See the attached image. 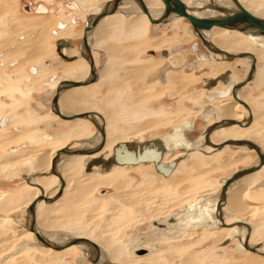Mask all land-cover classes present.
<instances>
[{"label":"rangeland","instance_id":"374dc122","mask_svg":"<svg viewBox=\"0 0 264 264\" xmlns=\"http://www.w3.org/2000/svg\"><path fill=\"white\" fill-rule=\"evenodd\" d=\"M90 2L93 3L87 2L89 6L99 4L98 0ZM240 2L247 8L248 4L253 5L251 10L255 16L264 19V0ZM38 3L47 6L56 4L57 14L46 17L25 13L24 8L27 4L36 6ZM67 10L60 1L52 3V0H0V55L4 56V59L0 57V194H4L2 203L5 208L3 211L0 205V212L8 215L11 220V226L0 227V264H92L77 248L70 250L69 252L72 251L70 254L58 255L54 254L53 250L46 251L40 247L32 233L18 238L19 230L22 228L20 225L26 223V209L20 210L24 203L15 200L7 205L10 203L11 191L28 188L26 183L29 173L25 169L27 158L36 151L44 150L50 151V157L53 159L60 148L80 146L82 144L80 139L85 137V132L89 135H95L96 132L90 121L63 122L51 111L53 99L51 97L56 94L59 83L63 79H70L67 75L61 76V73L65 74L64 69L69 67V63L61 60L54 42L66 40L76 45L75 48H71V53H77L88 21L82 18L77 21L71 19L69 25L63 19L67 15L72 18L73 15L71 16ZM83 10L81 14L85 13V8ZM76 22L78 27L75 26ZM135 22L138 24L137 27ZM61 24L67 29H71V26L73 28L68 33L62 32L64 30L59 29ZM155 30L159 32L158 35ZM33 31L39 32L34 40L31 38ZM234 32L238 33L226 31L219 33V36L225 38L235 34ZM203 35L208 36V33L203 32ZM211 38L215 39L216 36L211 35ZM92 39L95 40V64L104 75L101 80L104 84L100 85L98 82L90 88L69 95L73 99L76 97V102L78 101L75 103L76 108L79 106L75 113L86 111L94 105L96 107L92 111L101 113L106 118L109 128L111 125L114 126L108 137L111 144L114 143L112 148L106 149L102 155L104 159L111 157L114 147L119 143L162 137L169 135L175 127L186 124H190L192 128L185 130L184 137L189 142L196 143L195 140L203 135L207 126L224 120L220 116L201 118V112L197 109L209 104L205 100L207 92L202 87L203 79L215 78L231 71L233 75L230 78L238 84L249 73L250 65L245 60L201 62L200 58L205 56L210 60L209 52L202 41L195 37V33H192V26L186 19L170 23L166 27H155L150 22H143L141 16L137 14L128 18L120 14L105 22ZM196 43L199 45L198 55L193 51ZM17 44L25 48H18ZM162 51L170 54L168 60L163 59ZM251 54L257 61V67L262 66L263 71L259 75L261 67L256 70L259 76L256 75V79L244 88L245 96L248 94L246 99L254 120L250 126L252 128L241 135L262 149L264 51H252ZM216 57L221 58L220 55ZM78 60L74 62L77 66L74 64L73 66L85 68V59ZM166 61L167 64L164 65ZM165 66L171 70L170 79L167 84L162 85L159 72ZM189 69L194 71L188 72ZM199 70L203 71L201 75L197 74ZM51 80L53 83L48 82ZM55 82H58L56 86ZM220 89H223V86ZM84 102H89L90 105L84 107ZM106 112H111L112 115L106 117L104 115ZM40 116L42 118L38 120ZM3 118L11 119L9 126L4 129L1 127ZM217 132L216 130L211 137H221ZM39 133L41 138L54 140L50 143L41 141L38 145L29 142L30 144L26 145L28 148L23 149L24 151L20 152L22 154L18 153L19 156L9 151L25 146L21 145V141L15 142L18 137L36 138V134ZM262 151L264 152V149ZM186 156L187 158L181 159ZM165 159L167 161L181 159L180 166L170 178L159 175L151 165L114 166L104 174L96 172L85 174L84 165L77 167L78 169L63 176L67 183L64 200L56 204L57 207L55 205L49 207L43 203L38 209L37 218L42 221L41 225L43 223L46 226L44 220L46 223L49 222L48 228L42 225L49 232L63 229V234L93 240L98 245L101 244L102 248L105 243L116 242L122 246L125 256L134 264H264L263 257L244 249L238 251L240 243L237 239L224 247H218L226 239V231L217 237L214 232H207L204 228L194 226L177 233L173 239L166 237L161 240L153 239L155 248L152 257L140 260L129 256L128 243L139 234H149L153 221L163 220L172 213L179 215L178 211L181 208L197 199L210 200L213 203L220 193L224 180H228L233 172L253 168L260 160L255 151L236 150L231 146L215 156L197 151L185 155L176 151ZM227 160L230 161L229 164L222 166L221 163ZM9 163H14V168L5 170L4 166ZM90 178L99 183L92 188L88 187L89 181L92 180ZM242 182L249 188L246 197L248 205L262 208L244 215H230L227 222L238 220L251 223L256 228L255 230L251 228V241L264 243V186H262L264 167L256 176L246 177ZM54 183L57 185L60 183L58 178L53 179L47 186V195L50 197ZM31 187L33 186H29ZM34 193L36 191L32 192ZM54 207L57 209L50 213L48 209ZM113 212L117 214L119 220L106 221ZM58 224L60 226H57ZM68 226L70 229L66 228ZM14 237H17L18 241ZM22 241L37 247L27 250L22 247ZM18 250L20 252L14 254Z\"/></svg>","mask_w":264,"mask_h":264},{"label":"bare ground","instance_id":"6f19581e","mask_svg":"<svg viewBox=\"0 0 264 264\" xmlns=\"http://www.w3.org/2000/svg\"><path fill=\"white\" fill-rule=\"evenodd\" d=\"M238 1L240 2V0H238ZM144 2L146 3V5H147L148 9L150 10V13H151V15L153 16L154 19H160V18L164 17V15H165V6H164L162 0H144ZM182 2H183L184 7H185V9H186V11L188 13H190V14L196 16V17H200V18L224 17V16L230 15L233 12L238 11V7L231 0H192V1L191 0H182ZM99 3L100 4L97 5L96 8L90 7L87 4V2H82L81 5L82 4L83 5L87 4L89 6L87 15H92V16L95 15L94 17H97V15H100L102 13L103 8L106 5V4L104 5L102 3H107V2H106V0L105 1L101 0ZM240 4H241V2H240ZM122 5H124L123 9H119L116 14H122L123 13V14H125L128 17V16H130L133 13H136V14L139 13L140 15H142L143 21L150 22L148 17L142 12L141 7H140V5L138 4V2L136 0H125L122 3ZM241 6L244 7V5H242V4H241ZM252 6H251V4H248L249 8H247L246 6L244 8L246 10H248L250 13H252L253 15H255L254 12L251 10V8H253ZM87 15L80 16V18L85 19V17ZM92 16L88 17V19L94 18ZM112 16L113 15L108 16V17H112ZM107 18H103V20H105ZM181 19H183V18L174 15V16L171 17V19H170V21L168 23H166L164 25H156L155 27L167 26L168 24L177 22V21H179ZM44 21H46V20H44ZM101 25H102V23H99L96 26V28L90 32V34L92 33L93 35L94 34L97 35L99 33V31L101 30V28H100ZM41 29H43V28H41ZM226 31H228V33L230 31L232 33L233 31H236V30L213 28L210 31H202L201 32V35L203 37H204L203 32L208 33V36H205L204 38L212 46L211 47H206L204 45L206 50H207V52L210 53L209 56H210V60L211 61L207 57H204V58L202 57L200 60L204 61V62L205 61H207V62H209V61L210 62H212V61L235 62L236 60H245L246 62L249 63L250 67L255 62L256 63V70H257V61H256V59L254 57L253 58L248 57V58H244V59H236L234 61H230V58H228L227 56L219 54L218 50L224 51L226 53L234 54V55H241V54H245V53L251 54L252 51H264V37L259 35L258 33L254 32V31H249V32H246V33H242V32L237 31L238 33L234 32L235 34H233L231 36L229 35L228 37H225V38H222V37L219 36L220 35L219 33L226 32ZM156 32L159 34L158 31H156ZM193 32L195 33V37L199 38L202 41V39L199 37L198 33H196L194 31V29L192 28V33ZM90 34H89V37H90ZM211 35H215L216 38L215 39H212V38L210 39ZM202 43H203V41H202ZM16 47H18V48L20 47L21 49L25 48L21 44H18ZM198 48H199L198 44L196 45V47L193 46V50L195 52L199 51ZM176 50L178 51V49H176ZM169 55L170 54H168L167 57L164 56L163 59L168 60ZM217 55H220L221 58L220 57H216ZM92 56H93V54H92ZM66 57H68V56H66ZM71 57H78V59H85L84 57H88V56L85 53H84V56H81V52H80L78 55L71 56ZM166 64H167V61H166V63L164 65H166ZM166 69H167L166 71L165 70L163 71L165 73V81H161V78H160V83L162 85L166 84L167 75H168V79H169L168 71H171V70L168 69V68H166ZM96 70H97V73H98V68L97 67H96ZM249 71H250V68H249ZM87 72L88 71H86L85 73H78V75H77L78 79H72V81H78L79 79H81L84 76H86ZM188 72H189V70H188ZM202 72L203 71L197 72V74L201 75ZM229 73L230 74H229L228 80L226 82L219 81L215 87L210 88V89H204V91L207 92V95L205 97V100L207 102H209V101L214 102V101H217V100L219 102H218V104L214 105V107L213 106L212 107H206L203 110L202 114H201V118H205L206 119V118H210V117L214 118L216 116H220L224 120H233V121H237V122L246 123L249 120V118L252 117V122H253L254 119H253V115L251 113V108L250 107L246 108L243 105H241L239 102H237L236 99L234 98V93H233L235 86L246 83V81H245L246 78L243 79L238 84H236L237 82L233 81L230 78V75L232 74V72L229 71ZM256 75L257 74H256V71H255L252 82L256 79ZM220 76L221 75H219L218 77H220ZM218 77L207 78V79L204 78V79L205 80L217 79ZM65 80H68V79H65ZM250 83H246L243 87H245L246 85H249ZM206 84L207 83H205L203 85L206 86ZM220 85L221 86H225V87L223 89H220L219 88ZM243 87L241 89L235 91V95H236L237 99H239L240 101H243V102L246 103V101L244 100L245 91H244ZM78 89L80 90L81 87L80 88L71 89V91H77ZM74 94H76V93H73V95ZM230 95L232 97H229ZM70 97L71 96H62V97H60V100H59L60 109H61L62 113L65 114V115H73V113L77 112V108L79 107L78 105H77V108L75 106V103L78 102V101L76 102V97L74 99H73V97L72 98H70ZM89 102L88 103L84 102L83 103L84 107L86 105L89 106L90 105ZM95 107L96 106L91 105L88 110L91 111ZM81 109H83L82 105H81ZM71 112H73V113L70 114ZM94 113H96V112H94ZM97 114L101 116V117L100 116H98V117H100L101 119H104L101 114H99V113H97ZM55 117H57V116H55ZM41 118L42 117H39L38 120L41 119ZM57 119H58V117H57ZM94 119L99 123V125L101 127L102 126L105 127V130H106V138H105V142H104V146H103L102 150L99 151L98 153H96L93 156H64L62 158V162L58 165V171H59V173H60V175L62 177L67 172H72V171L76 170L77 167H81L83 165L85 166V172L84 173L85 174H89V173H86V166H87L88 162L91 161L92 159H96V158L102 157V155L104 154L106 149L109 150V149L112 148V146H113L112 144L114 142L111 144L110 140H108V137H110L111 131H112V127H114V126L111 125V127H110L111 129H110L109 125L104 121L105 119L102 120V122L100 120H98L96 117ZM5 121L6 120L4 119V126L2 128H4L6 126V122ZM10 122H11V119H9V123ZM9 123L6 126V128L9 126ZM216 123H219V122H216ZM213 124H211V125H213ZM211 125L207 126L205 128V130L208 127H210ZM189 128H192V126L190 124H186L184 126L175 127L174 130L171 133H169V135H165V136L157 137V138H147V139H160L162 141V143L164 144L165 154H164L163 161H162L163 163H169V162L175 161V159L171 160V161H167L165 158H166V156H168L172 152H176V151H179V153H183L185 155H190V152L197 151V152H200V153H202L204 155H209L210 156L212 154H217V153L220 154V153H222L224 151V149L226 147H228V146H226L225 148H223L220 151H216L214 146L221 145L222 143H224L226 141H245V142H250L251 144H254V142H252V140H250L249 138H246V137L243 138L242 135H241V133L242 134L246 133V131H248L252 127L242 128V127H240L238 125H227V124H224V125L216 128L212 132V134H213L217 130L218 131L217 133L221 134V137L216 138V137H211L212 134L210 135L209 141H210L211 145L208 142H206V132H204L203 135L199 139L195 140L196 143H194V141L189 142L184 137L185 130H189ZM220 128H224V129H220ZM218 129H220V130H218ZM26 138H28L29 141L32 144H36V145H38L39 144L38 142H41V141L43 143H50V141H44L43 139H39V138H35V137H33V138L26 137ZM146 140H144V141H146ZM134 141H137L139 143L144 142V141H139V140H132V141H129V142L131 143V142H134ZM81 143L82 144L80 146L78 145V147H75V148L96 149L102 143V136L97 130H96V135L95 136L85 133V137H83V139L81 140ZM125 143H128V142H125ZM72 145H74V144H72ZM254 145H256V144H254ZM231 147L235 148L236 150L255 151L251 147L250 144H246V143L240 144V145H233V146L231 145ZM257 147H258L259 151L262 153V155L264 156V152L262 151V149H264V148L262 146H261L262 149L259 146H257ZM21 151L22 150L17 151V152L14 151V154L18 155V153H20ZM27 151H28V149H27ZM209 151H211V152L207 153ZM49 152L48 151H44V150L43 151H36L35 154L31 155V157L26 159L25 169H27V171L29 173V175L27 174L28 175V182L26 183V186L28 188H21V189L18 188L17 190L11 191L10 192L11 193V198L9 199L10 203H7V205L11 204V201L14 202L15 200H17L19 202L24 203L23 206L20 207V210L22 208L21 211L27 209L30 206V204L33 202V200L36 199L41 194V190L39 189V187H41L44 190L45 196H48L47 195V190H46L47 186H49V184L52 183L53 179H57L58 178L55 175H52L51 172H50L51 171V167H52V160L53 159L50 157V153ZM113 152H114V149H113ZM20 154H22V153H20ZM29 154H30V152H29ZM112 156H113V153H112L111 157ZM102 158L104 159V157H102ZM184 158H187V156L186 157H182L181 159H184ZM181 159H177V160H179L178 165H177L176 169L174 170L173 174L170 177H172L175 174L176 170L180 166ZM258 159H260L259 156H258ZM104 160H108V159H104ZM229 162L230 161L227 160V161L222 162L221 164H222V166H227L229 164ZM13 165H14V163L6 164L4 166L5 167L4 169L5 170H11V169L14 168ZM140 165H145V166L151 165L152 167H154V170H156L154 164H147V165L146 164H140ZM140 165H137V166H140ZM114 166H120V165H113L109 169H105V168H103L101 166H95L94 168H96V170H94V168H93L92 172L104 174V173H107L108 171H110ZM121 167H123V166H121ZM256 167H260V160L257 161L254 164L253 168H256ZM263 167H264V165L260 168V170H257L256 172H254L252 174H248V175L237 177L228 186V188L225 191V194L223 193V187H224V184H225V182L227 180H224L223 181L224 184H223V186L220 189V193H219V195L216 196V198H215L213 203H211L210 200L197 199L196 201L190 203L188 206L181 208L178 211L179 215L177 213H172V214H170L168 217H166L163 220H155V221H153L151 223V225H150L151 232L149 234H146V235L145 234H139L138 237L135 238L131 243H128L129 256L132 259H140V260L146 259L148 257H152L153 254H154V249L153 248H155V245L152 242L153 239L156 238V239H160L161 240V238H163V237L173 239V238L176 237L177 233L183 232L186 228L194 226L196 228H202V229L204 228V229H206L207 232H212V233L214 232V233H216L217 237L222 235V232L226 231L227 232L226 239L224 241H222V243H220L218 245V247H221V245L228 239L231 240V243L233 241H236V239H237L239 241V243H240L239 246H238V249H237L238 251H239V249H244V251L252 253L249 250H255L257 253H252V254L264 258V256H263L264 255V243L263 242L253 243L251 241L252 240V234H251V232L248 231V228H246L245 226L232 227L233 224L238 223V222H242V221H238V220L235 221L234 220L233 222H227V221H229L227 219H228V217H230V215L231 216L234 215V214H242V215H244V214H247V213L255 212L258 209L262 208V206H252L250 204L248 205V203L246 202L247 201L246 197L248 195L249 188L247 186H244L242 181L246 177L256 176L258 173H260L262 171ZM246 169H249V168H246ZM159 175H162V174L159 173ZM170 177H168V178H170ZM164 178H166V177H164ZM90 179H92V178H90ZM98 183L99 182L97 180L92 179V180L89 181L88 187L92 188L93 186L97 185ZM29 186H33V187L29 188ZM262 186H264V185H262ZM57 187H59V190H60V183H58ZM31 189L33 191H36V193L32 194L33 191ZM65 189H66V187H65ZM65 189H64V192H65ZM64 195H65V193H63V196ZM48 197H50V196H48ZM3 198H4V194H0V205H2V210L4 211V209H5L4 208V203H2ZM4 200H6V199H4ZM61 200L59 199L58 202L60 203ZM58 202H56L54 205L56 206V204H58ZM22 203H20V204H22ZM42 203H45V202H42ZM42 203H40L35 209L36 222H37L38 228L40 229V231L42 233V236L43 237H47V238H49L50 240H52L54 242H58V243H62V244L68 243L72 239L76 238L72 234L71 235L63 234L62 233L63 229H62V231H57L56 230L55 232L47 231L45 228L46 227L48 228V226H50V225H48L49 222L46 223L45 220H44V223L46 224V226L42 223V225L45 228L42 227V225L40 224L42 221L40 222V219L38 220V218H37V215L39 214L38 213V209L42 205ZM15 204H16V202H15ZM45 204L48 205L49 207H51L50 204H47V203H45ZM7 205H5V207L8 208ZM13 205H14V203H13ZM17 206H19V205H17ZM10 209H12V208H10ZM56 209L57 208L54 207V208H50L48 210H49L50 213H53V212H55ZM10 212H11V210H10ZM25 217H26V214H25ZM42 217H43V215H42ZM109 220H110V222L112 220L115 222V221L119 220V217L117 216V214H115L113 212L112 216L110 218L106 219V221H109ZM50 223H51V221H50ZM242 223H245V222L243 221ZM60 224H58L57 226H60ZM247 224L251 226L252 230L256 229L251 223H247ZM5 225L6 226H11V220L8 217V215H5L4 213L0 212V227H4ZM20 226H22V228H20V230H19V233H18L19 237L18 238H20V237L23 238V237L27 236L28 234L32 233L28 228H26V223L24 225H20ZM63 226H65V225H62V227ZM66 228H69V226L66 227ZM6 238H8V237H6ZM18 238L14 237V239H16L17 241H18ZM34 239H35V242H37V240L35 238V235H34ZM260 243L262 245H260ZM22 244L24 245L25 249H27V250L31 249L33 247H37V246L32 245V244H30L28 242H23ZM40 247H42V246H40ZM103 247L104 248L101 247L102 248V255L100 257V264H134L133 261H130L125 256L126 253L124 254V250H123L122 246L119 245L118 243H116V242L105 243L103 245ZM42 248L45 249L46 251L52 250V249H48V248H45V247H42ZM75 248L81 250V252H83L86 255V257H88L89 248H88L87 245L72 246V247L67 248L66 250H63V251H55L54 254L67 255V254H70L72 252V251L69 252L70 250H73ZM140 250H147L148 254L143 255V256L138 255L137 252L140 251ZM23 251H26V250H23ZM95 257H99V256L96 254ZM11 259H12V257H11ZM257 262H258V260H257Z\"/></svg>","mask_w":264,"mask_h":264},{"label":"water","instance_id":"95a60500","mask_svg":"<svg viewBox=\"0 0 264 264\" xmlns=\"http://www.w3.org/2000/svg\"><path fill=\"white\" fill-rule=\"evenodd\" d=\"M124 1L125 0H111L108 3H106L100 15H98L97 17L88 19L86 27L84 29V34H83V37L80 43V52H81V56H84V53L87 54L88 56L84 58L86 59V61L88 62L90 66L89 76L83 82H76V81H71V80L62 81L59 84L56 90V94L53 97L52 102H51V111L63 121H67V122H71L75 120L90 121L94 125L96 130L101 134L102 143L96 149H80V148H72L71 146H66L63 149H60L59 151H57L55 156L53 157L52 167H51L50 172L52 175H55L56 177H58L60 181V190L54 197H48V196H45L44 190L41 187H39V189L41 190V194L36 199L33 200V202L30 204V206L26 209V212H25L26 228H28L35 235V238L40 246L48 248V249H52L54 251H63L72 246L87 245L89 248V254H88L87 260L92 264H100V257L102 255V248L100 247V245L84 237L74 238L65 244L54 242L47 237H43L40 229L38 228L37 222H36L35 209L42 202H45L47 204H53L62 198L64 189L66 187V181L60 175L58 171V165L62 162V158L64 156H93L99 151H101L104 146V142L106 138L105 127L103 126L101 127L99 123L94 119L95 117H98L100 115L94 112H82V113H77L73 115H65L62 113L60 109L59 100L62 94L70 89L87 87L99 81V76L96 70V64L92 56L91 47L88 41L89 34L92 30L96 28V26L99 24V22L103 18H105L106 16H111V15L116 14L119 10V7ZM136 1L140 5L142 12L148 17L150 23L154 26L164 25L168 23L171 17L174 15L179 16L183 19H186L187 21H189L194 31L198 33L199 37L202 39L206 47H211L212 45L206 41V39L201 35V32L210 31L213 28L236 30L242 33L254 31L264 37V19L259 18L253 15L252 13H250L248 10H246L244 7L241 6L238 0H231L238 7V11L233 12L228 16L217 17V18H200V17H196L188 13L184 7L182 0H162L165 6V15L164 17L160 19L153 18L144 0H136ZM54 44L56 47V52L61 57L62 61L70 63L78 59V57H66L62 53V50L64 48H69L72 46L70 43H68V41L58 40L54 42ZM218 53L221 55L227 56L228 58H230V61H234L236 59H244L248 57L253 58V55L249 53H245L241 55H234V54L226 53L221 50H218ZM167 55L168 53L166 51L162 52L163 58L164 56L167 57ZM166 68L167 67L165 66L159 72L161 81H165V73L163 71L164 70L166 71L167 70ZM255 71H256V63L254 62L252 66L250 67V71L246 77V80H245L246 83L252 82ZM229 74H230L229 71H227L226 73H224L217 79H208V80L203 79V84L207 83L206 86L202 85L203 89L213 88L217 85L219 81L226 82L228 80ZM246 83L235 86L233 93H234V98L236 99V101L247 108L249 107L247 103L240 101L239 99H237L235 95V91L241 89ZM224 124L238 125L242 128H248L252 124V117H250L246 123L237 122L233 120H223V121H220L219 123H214L213 125H211L205 130L206 142H208L211 145L209 141L210 135L216 128ZM244 143L250 144L251 147L257 152L260 158V167L243 169V170L237 171L236 173L234 172L233 173L234 175L229 180H227L224 184V187H223L224 194L228 186L237 177L252 174L256 172L257 170H260V168L264 165V156L259 151L258 147L254 144H251L250 142L226 141L222 143L221 145L214 146L216 151H220L226 146L240 145ZM164 154H165V147L160 139H147L146 141L142 143H139L137 141H134L131 143L130 142L119 143L114 147L113 156L110 159L104 160L102 157H99V158L92 159L91 161H89L86 166V173H91L95 166H101L105 169H109L113 165L137 166L140 164H146V165L154 164L156 171L164 175V177L168 178L173 174L174 170L176 169L178 165L179 160H175L169 163H163L162 161H163ZM242 226H245L246 228H248V231L251 232V226L248 225L247 223L238 222L232 225V227H242ZM230 243H231V240L228 239L221 245V247H224ZM22 247H24L23 244H22ZM249 251H251L252 253H257L255 250H249ZM19 252L20 250L16 251L14 254H18ZM96 254L99 257H95ZM137 254L143 256V255L148 254V251L140 250L137 252Z\"/></svg>","mask_w":264,"mask_h":264},{"label":"flooded vegetation","instance_id":"af4514ba","mask_svg":"<svg viewBox=\"0 0 264 264\" xmlns=\"http://www.w3.org/2000/svg\"><path fill=\"white\" fill-rule=\"evenodd\" d=\"M56 1H60V2H62L63 4H64V6H65V8L66 9H68L67 11L69 12V13H71V16H72V18L70 17V16H68L67 15V17L66 18H64L63 20L66 22V23H68L69 25H70V21H71V19L73 20V21H77V20H80V16H83V15H87V13H88V8H86V6L87 7H89L87 4H82L81 5V3L82 2H89V3H93V2H90V1H93V0H52V3L53 2H56ZM105 1V0H104ZM109 1H111V0H106V2L108 3ZM98 2H100V0H98ZM100 4V3H99ZM98 3H94L93 5H90V7H94V8H96V6L97 5H99ZM102 4H106V3H102ZM82 7V8H81ZM123 7H124V5H122L121 4V6L119 7V9H123ZM83 8H85V13L84 14H81L84 10H83ZM57 7H56V4H52L51 6H47V5H45V4H43V3H38L36 6H31L30 4H27L26 6H25V8H24V11H25V13H27V14H29V15H37V16H46V17H53V15L55 16L56 14H57ZM120 13V12H119ZM123 14V13H122ZM116 15H119V14H115V15H113V16H116ZM125 15V14H124ZM92 15H87L86 17H85V19L87 20L88 19V17H91ZM95 16V15H94ZM94 16H92V17H94ZM98 16V15H97ZM108 17V16H107ZM107 17H105V18H107ZM70 20V21H69ZM103 21V19L99 22V23H101ZM78 24H77V22L75 23V26H77ZM60 28V30L62 31V30H64V31H62V32H65V31H67V33L70 31V30H72V26H71V29L70 28H68L67 29V27L66 26H63V24H61L60 26H59ZM78 27V26H77ZM86 27V26H85ZM66 29V30H65ZM85 29V28H84ZM55 32V31H54ZM56 33V32H55ZM83 34H84V32H83ZM83 37V36H82ZM82 37H81V40H82ZM92 37H94V35L91 33L90 34V37H89V45H90V47H91V45L92 44H94L93 42H94V40H92ZM80 43H81V41H80ZM80 43H79V51L78 52H80ZM71 44V43H70ZM18 45V44H17ZM72 46L70 47V49L69 48H64V50H63V53L64 54H68V57L70 56H76V55H78L77 53H71V48H75L76 47V45H74V44H71ZM196 45H197V43L194 45L195 47H196ZM198 47H199V45H198ZM69 49V50H68ZM78 49V48H77ZM92 51V54H93V57H94V60H96L95 59V52H93V50H91ZM194 51V50H193ZM195 52V51H194ZM197 55H198V53H199V51L198 52H195ZM210 54V53H209ZM205 57H207V56H205ZM4 58V57H3ZM201 59V58H200ZM79 61V60H78ZM201 61V60H200ZM74 62H76V61H74ZM74 62L73 63H69V67L68 68H65L64 70H65V74L64 73H61V76H63L64 77V75L66 76H68L70 79H68V80H71L72 81V79H78L77 78V75H78V73H85L86 71H88L87 72V75L86 76H84L83 78H81V79H79L78 81H76V82H83V81H85L86 79H87V77L89 76V73H90V66H89V64H88V62L86 61V60H84V62H86V67L85 68H83V67H80V68H78V67H74L73 66V64H74ZM96 62V61H95ZM201 62H204V61H201ZM215 62V61H214ZM204 63H210V61L209 62H207V61H205ZM68 64V63H67ZM74 65H76V63L74 64ZM39 66V70H40V65H38ZM71 66H73V67H71ZM77 66V65H76ZM71 67V68H70ZM261 67V66H260ZM260 67H257V70H259V68ZM98 68V67H97ZM261 69V68H260ZM43 70V69H42ZM208 70V69H207ZM41 71V70H40ZM192 71H194V70H192V69H189V72H192ZM201 70H199V72H200ZM258 73H259V71H258ZM98 75L99 76H101V71H100V69L98 68ZM231 75H233V74H231ZM231 75H230V77H231ZM258 76V75H257ZM169 79H170V76H169ZM65 79H63V81H64ZM49 83H53V80H51V81H48ZM62 82V81H61ZM60 82V83H61ZM59 83V84H60ZM167 83H168V75H167ZM58 84V82H55V86ZM237 84V83H236ZM53 86V85H52ZM91 87V85L90 86H88V87H81V89L80 90H83V89H87V88H90ZM222 86L220 85L219 86V88H221ZM225 86H223V88H224ZM247 87V85L245 86V87H243V89L244 88H246ZM74 89V88H73ZM69 91H71V90H69ZM77 91H79V89L77 90ZM66 92H64L63 94H62V96L65 94ZM248 93V92H247ZM65 95H68V96H70L69 94H65ZM55 96V95H54ZM61 96V97H62ZM229 97H232L231 95L229 96ZM245 101H246V103L249 105V103H248V99H244ZM210 103L207 105V106H205V107H200V108H198L197 110H199L200 112H201V114H202V112H203V110L206 108V107H208V106H212V105H216V103H218L219 101L217 100V101H214V102H211V101H209ZM214 107V106H213ZM250 107V106H249ZM216 108V107H215ZM214 108V109H215ZM244 108V107H243ZM82 112H96V113H99V112H97V111H89V110H86V111H81V112H78V113H82ZM73 112H71L70 114H72ZM73 114H77V113H73ZM99 114H101V113H99ZM102 115V114H101ZM103 116V115H102ZM40 117H42V116H40ZM217 117H219V116H217ZM98 120H100L101 122H102V120H104L105 122H106V118H104V116H103V118L104 119H101L100 117H96ZM5 122H6V126L8 125V123H9V119L7 120L6 118H5ZM107 124H108V122H107ZM4 126V118L2 119V123H1V127H3ZM6 126L4 127V128H6ZM3 128V129H4ZM84 130V129H83ZM85 133H87V132H85ZM95 135H96V132H95ZM94 135V136H95ZM43 137V136H42ZM36 138H39V139H45V140H47V141H53L54 140V138H51V139H49V138H45V137H43V138H41V137H36ZM83 139V138H82ZM82 139H80V140H82ZM75 141V140H74ZM25 148H27V146L25 145L24 146ZM22 148V149H19V148H17V149H14V150H11V153H14V151L15 152H17V151H20V150H23V149H25V148ZM240 152V151H239ZM154 249V248H153Z\"/></svg>","mask_w":264,"mask_h":264},{"label":"crops","instance_id":"0c3cea01","mask_svg":"<svg viewBox=\"0 0 264 264\" xmlns=\"http://www.w3.org/2000/svg\"><path fill=\"white\" fill-rule=\"evenodd\" d=\"M27 14V13H26ZM134 14H136V13H133V14H131L130 16H128V17H131L132 15H134ZM120 15V14H119ZM122 15H124V14H122ZM137 15H139V16H141V19H142V15H140L139 13L137 14ZM118 15H116V16H112V17H108L107 19H105V20H103L101 23H102V25H101V27L100 28H102V26H103V24L105 23V22H107V21H109V20H111L112 18H115V17H117ZM125 17H127L126 15H124ZM127 17V18H128ZM56 19H59L58 17H56ZM117 21H119V20H117ZM142 21H143V19H142ZM143 22H145V23H147V21H143ZM149 23V22H148ZM135 25H136V22H135ZM138 25V24H137ZM137 25H136V27H137ZM168 26V25H167ZM164 27H166V26H164ZM39 32L38 31H33V32H31V34H32V36H31V38L34 40L36 37H37V34H38ZM156 34L158 35V33L156 32ZM24 40H25V38H24ZM94 44H95V40H94ZM94 44H92L91 45V50H93V52H95V47H94ZM118 51V50H117ZM150 51H152V50H150ZM96 53V52H95ZM117 53V52H116ZM118 53H120V52H118ZM263 71V67L261 66V69L259 70V75L261 74V72ZM168 73H169V71H168ZM258 75V76H259ZM103 77H104V75L101 73V76H99V84L100 85H103L104 84V82L102 83V79H103ZM168 81H169V79H168ZM97 82V83H98ZM161 84V83H160ZM166 84H167V81H166ZM249 86V85H248ZM71 90V89H70ZM124 92V91H123ZM73 93H75V91H66V93L65 94H73ZM245 93H246V91H245ZM246 95V94H245ZM64 96H68V95H64ZM248 97V94H247V96H245L244 97V99H246ZM53 98V95H52V97H51V99ZM50 99V100H51ZM111 100V99H110ZM109 100V101H110ZM49 106H50V102H49ZM45 114H47L46 112H44ZM104 115L106 116V117H109L110 115H112L111 114V112L109 113V112H106V113H104ZM64 122V121H63ZM71 122H74V121H71ZM41 133H39V134H36V137H39V135H40ZM28 140V141H27ZM18 141H21V145H28V144H30L31 142L29 141V139L28 138H26L25 136H23V138H21V137H18L17 139H16V141L15 142H18ZM30 142V143H29ZM14 147H17V146H15V145H13ZM12 146V147H13ZM20 146V145H19ZM10 149V148H9ZM8 149V150H9ZM9 151H11V149L9 150ZM219 153H217V154H213V156H215V155H218ZM212 156V155H211ZM66 181V180H65ZM56 185H57V183H54V185L52 186V189H51V192H52V197L53 196H55L58 192H57V190H56ZM66 187H67V183H66ZM57 192V193H56ZM64 197L65 196H62V200H64ZM60 199V200H61ZM62 200L60 201V202H62ZM58 202V201H57ZM56 203V202H55ZM55 203H53V204H50L51 206H53ZM59 203V202H58ZM43 204V203H42ZM42 206V205H41Z\"/></svg>","mask_w":264,"mask_h":264},{"label":"built area","instance_id":"2783aa9c","mask_svg":"<svg viewBox=\"0 0 264 264\" xmlns=\"http://www.w3.org/2000/svg\"><path fill=\"white\" fill-rule=\"evenodd\" d=\"M0 57H1L2 59H4V58H3V57H4L3 55H0Z\"/></svg>","mask_w":264,"mask_h":264}]
</instances>
